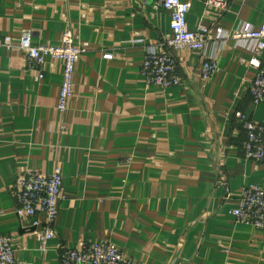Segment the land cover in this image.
Instances as JSON below:
<instances>
[{
  "label": "crops",
  "instance_id": "crops-1",
  "mask_svg": "<svg viewBox=\"0 0 264 264\" xmlns=\"http://www.w3.org/2000/svg\"><path fill=\"white\" fill-rule=\"evenodd\" d=\"M183 1L189 29L206 27L211 40L203 52L175 51L182 85L162 89L141 74L147 48L171 36L154 0H0V36L30 31L35 44L58 46L72 31L90 47L65 113L61 62L47 59L39 80L22 53L0 50V233L13 238L14 264H61L62 251L104 242L134 264H264V230L232 215L245 187L264 189V163L243 159L236 113L264 125V103L249 92L252 53L217 38L261 27L264 0ZM211 55L219 70L204 81ZM55 167L65 199L43 251L34 232L45 216L37 227L19 219L15 187L26 171Z\"/></svg>",
  "mask_w": 264,
  "mask_h": 264
},
{
  "label": "built area",
  "instance_id": "built-area-1",
  "mask_svg": "<svg viewBox=\"0 0 264 264\" xmlns=\"http://www.w3.org/2000/svg\"><path fill=\"white\" fill-rule=\"evenodd\" d=\"M145 3L150 0H144ZM227 1V0H226ZM227 4L218 0H209L207 6L224 8ZM156 10H164L170 14L171 36L158 46L148 47L142 65L141 74L148 85L162 89L178 88L182 85L177 71L175 51L188 49L203 52L211 40L210 29L199 27L192 32L188 25V14L191 4L183 0H154ZM218 40L234 41L238 47L250 51L253 58L250 66L256 71L249 92L256 105L264 103V21L257 28L250 24H241L233 32L218 35ZM216 44H219L218 42ZM22 53L30 67L39 70L38 79L44 78L42 69L47 59L61 62L63 78L60 87L57 109L65 113L74 93L76 65L86 55L90 47L79 43L72 31L62 34L58 46L37 45L30 31H24L18 40L11 36H0V50ZM113 55H105L112 59ZM219 70L215 55L205 58L201 68L204 81L211 80ZM236 118L243 125L245 138L241 144L243 159L257 164L264 163V125L246 119L244 113L238 111ZM16 215L19 219L33 218V226L38 215H44L46 225L36 230V237L41 250L45 251L48 243L54 238L55 223L60 202L65 199L63 193V171L55 167L49 175L34 171H26L16 183ZM236 223L264 230V189L257 186L245 187L239 199V205L232 210ZM15 249L13 238L0 233V264H14ZM61 264H134L122 250L110 242L85 243L80 249H66L61 253Z\"/></svg>",
  "mask_w": 264,
  "mask_h": 264
}]
</instances>
